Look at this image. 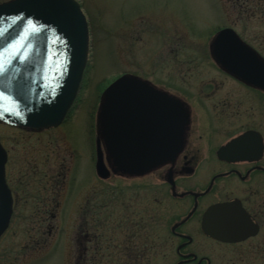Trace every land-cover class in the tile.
<instances>
[{
	"label": "rangeland",
	"instance_id": "1",
	"mask_svg": "<svg viewBox=\"0 0 264 264\" xmlns=\"http://www.w3.org/2000/svg\"><path fill=\"white\" fill-rule=\"evenodd\" d=\"M78 1L90 24V51L64 123L34 132L0 122L14 172L12 188L20 197L17 217L0 240V254L9 255L10 264H19L22 253L28 259L20 264H65L62 251L73 236L127 234L119 222L130 214L128 205L144 223L139 244L152 239L157 228L161 233L157 175L102 179L96 173V114L110 82L123 73L160 83L191 71L218 74L209 45L227 26L264 56V0ZM146 206L153 208L146 213ZM32 238H38L36 251ZM56 240L65 249L53 245ZM256 264H264V257Z\"/></svg>",
	"mask_w": 264,
	"mask_h": 264
},
{
	"label": "water",
	"instance_id": "2",
	"mask_svg": "<svg viewBox=\"0 0 264 264\" xmlns=\"http://www.w3.org/2000/svg\"><path fill=\"white\" fill-rule=\"evenodd\" d=\"M0 51V122L34 131L61 124L77 97L89 58L90 28L81 3H0ZM212 54L228 72L264 88V58L233 28L217 32ZM186 124V109L180 100L136 75L122 74L100 98L98 175L107 178L111 168L141 175L173 161L183 147ZM6 161L7 152L0 142V237L12 214ZM233 206L229 202L211 207L205 216V231L233 241L255 233L250 225L241 226L245 217H239L238 212L232 218ZM215 215L218 222L212 223ZM239 226L242 228L237 230Z\"/></svg>",
	"mask_w": 264,
	"mask_h": 264
},
{
	"label": "flooded vegetation",
	"instance_id": "3",
	"mask_svg": "<svg viewBox=\"0 0 264 264\" xmlns=\"http://www.w3.org/2000/svg\"><path fill=\"white\" fill-rule=\"evenodd\" d=\"M209 55L218 74L191 71L168 76L161 83L140 77L185 106L184 144L174 160L142 175L111 173L121 179L158 176L162 196L154 199V193L150 194L162 213L161 233L157 228L152 239L139 244L138 233L144 223L135 206L128 205L130 214L119 222L126 226L127 234L73 236L67 252L62 251L65 264H256L264 257V88L221 67L213 58L212 42ZM6 151L5 178L12 196V215L2 237L11 229L20 205ZM229 202L234 204L232 218L238 212L246 219L241 226L246 223L255 233L233 241L205 231L207 211ZM146 207V213L153 208ZM37 216L40 219L39 212ZM212 218V223L218 222V215ZM58 240L52 244L65 249ZM30 241L35 242L36 251L38 238ZM21 259L20 263L25 262L27 254L22 253ZM0 264H10V256L0 254Z\"/></svg>",
	"mask_w": 264,
	"mask_h": 264
},
{
	"label": "snow or ice",
	"instance_id": "4",
	"mask_svg": "<svg viewBox=\"0 0 264 264\" xmlns=\"http://www.w3.org/2000/svg\"><path fill=\"white\" fill-rule=\"evenodd\" d=\"M0 55H3V52L2 51H0ZM2 68H3V65L0 64V69H2Z\"/></svg>",
	"mask_w": 264,
	"mask_h": 264
}]
</instances>
